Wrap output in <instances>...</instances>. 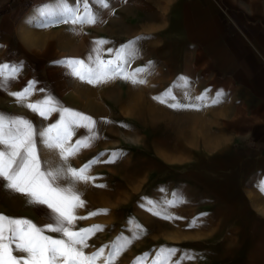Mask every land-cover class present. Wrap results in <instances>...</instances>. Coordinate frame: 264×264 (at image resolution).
<instances>
[{
    "label": "rangeland",
    "instance_id": "obj_1",
    "mask_svg": "<svg viewBox=\"0 0 264 264\" xmlns=\"http://www.w3.org/2000/svg\"><path fill=\"white\" fill-rule=\"evenodd\" d=\"M249 2L254 8H264V0ZM179 3L181 0L124 3V11L133 16L132 21L128 19L130 39L142 38L137 43L138 68L155 69L149 60L155 59L157 65L162 57L157 44L164 31H173L184 20ZM178 69L172 66L165 76L156 73L143 85L122 84V113L108 118L104 138L84 158L85 163L97 157L100 162L88 172L96 179L78 189L85 204L76 215L87 218L78 219L74 230L101 226L102 230L89 237L86 254L117 243L121 236L131 240L113 264H151L162 246L180 250L173 259L185 251L197 257L184 264H264V195L257 185L249 187L248 169L240 159L210 158L217 155V144L220 151L227 142L238 144L228 140L225 109L221 104L210 105V84L197 82L194 68L188 69L191 95L204 94L209 101L201 110H174L153 99L179 78ZM117 150L123 153L120 159L103 162ZM99 184L106 187H97ZM173 192L182 193L187 201L170 209L183 219L165 220L154 215L159 207L140 206L144 198L162 201L171 199ZM91 212L98 214L89 216ZM201 213H206L204 223L189 228V222ZM108 251L105 247V254ZM146 253L147 259L138 261ZM96 264H105L104 257Z\"/></svg>",
    "mask_w": 264,
    "mask_h": 264
},
{
    "label": "crops",
    "instance_id": "obj_2",
    "mask_svg": "<svg viewBox=\"0 0 264 264\" xmlns=\"http://www.w3.org/2000/svg\"><path fill=\"white\" fill-rule=\"evenodd\" d=\"M129 1L110 0L112 11L97 9L99 22L85 25L74 34L65 25L46 30L34 27L37 8L48 0H0V63H23L22 75L10 90H21L28 81L34 80L37 89L50 91L64 106L97 121L98 139L91 146L81 148L69 161L76 168L84 165L86 154L104 138L108 118L113 113H122V84L130 81L118 77L90 85L69 76L57 61L78 58L87 63L93 42L99 39L107 41L102 46V58L112 59L115 50L132 41L128 19L132 21L133 16L124 11V3ZM249 1L181 0L179 6L184 11V20L173 31H164L161 44H157L161 45L163 55L157 65H154L155 59L149 60L155 69L145 78L150 80L160 72V76H165L171 73L172 66L179 68V78L186 77L188 69L194 68L196 81L210 84V98L221 94L218 105L228 114V140L238 144L230 146L227 142L222 151L217 144V155L212 154L210 158L240 159L247 166L246 176L249 187L253 188L264 181V8H254ZM152 45L155 46L154 42ZM109 48L113 53L107 51ZM138 64L139 56L129 64L128 71L137 69ZM43 96L44 93L35 91L30 101ZM0 110L26 116L37 126H46L58 118L53 114L44 120L20 107L5 91H0ZM86 134V129H77L71 143ZM44 156L57 160L46 150ZM0 213L31 219L38 225L45 222L41 212L27 205L22 195L4 191H0Z\"/></svg>",
    "mask_w": 264,
    "mask_h": 264
},
{
    "label": "snow or ice",
    "instance_id": "obj_3",
    "mask_svg": "<svg viewBox=\"0 0 264 264\" xmlns=\"http://www.w3.org/2000/svg\"><path fill=\"white\" fill-rule=\"evenodd\" d=\"M93 5L96 7L94 8ZM97 9L112 11L110 0H48L36 10L37 19L34 27L46 30L53 26L65 25L74 34L85 25H95L100 20ZM137 37L120 48L107 51L113 53V58H102V46L106 40L94 41V47L86 63L83 59L65 58L57 61L67 74L90 85L107 83L116 78L128 80L133 84L147 83L146 75L149 70L137 68L128 71L129 64L138 55ZM150 63V62H149ZM23 63H0V91H5L15 98V102L27 108L32 113L47 120L53 114L58 118L46 126H37L31 119L23 115H15L0 110V191L10 194H19L25 198V203L35 206L44 217V223L37 224L31 219L14 217L0 213V264H96L100 257H104L105 264H113L115 258L124 247L132 241L121 236L118 242L104 246L99 250L86 254L84 249L89 245V237L96 231L102 230L100 225L74 230L78 219L87 217L76 215V210L82 208L85 201L78 191L79 184H86L96 177L88 175L92 165L100 162L99 157L76 168L70 164V159L81 148H87L98 139L97 121L91 116L66 107L50 91L37 89V82L32 80L18 91H11L12 85L22 75ZM190 82L187 77H180L161 96L153 97L161 104L174 110H201L209 106L204 94L193 97L190 92ZM39 91L44 96L30 101L31 95ZM217 98L210 99V105L220 102ZM168 100L173 102L168 103ZM181 100L185 102H181ZM86 129L87 134L71 143L77 129ZM45 150L51 157L46 158ZM101 153L100 156H103ZM119 150L111 153L104 163H115L122 157ZM97 187H106L104 184ZM261 195H264V181L257 184ZM161 192L166 190L161 189ZM171 199L166 197L162 201H153L144 198L141 207H159L154 212L165 220L183 219L175 216L170 209L187 203L182 193L173 192ZM107 212V210H101ZM89 213V216L97 215ZM206 213L194 217L188 224L189 228H197L204 221ZM139 228V225H137ZM55 233L57 235H50ZM138 238V237H136ZM122 241V242H120ZM105 247L109 249L105 254ZM180 251L175 247H161L151 261V264H184L186 260H195L197 257L191 252H183L178 259H173ZM138 258V261L147 259Z\"/></svg>",
    "mask_w": 264,
    "mask_h": 264
}]
</instances>
